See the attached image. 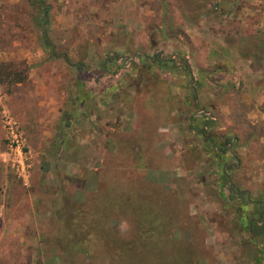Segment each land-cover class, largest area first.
Here are the masks:
<instances>
[{"label": "rangeland", "instance_id": "obj_1", "mask_svg": "<svg viewBox=\"0 0 264 264\" xmlns=\"http://www.w3.org/2000/svg\"><path fill=\"white\" fill-rule=\"evenodd\" d=\"M45 1L48 7L43 24L39 18L31 19L41 15L38 5H31L29 0H0V62L20 73L25 68L21 82H9L8 76L0 82V264L61 263L62 249L52 239L57 228L52 211L53 199L60 197L57 188L64 182L66 195L60 193V198L64 195V199L69 196L79 201L91 195L97 178L94 170L103 175L113 172L115 179L125 176L122 171L128 174L129 159L115 153L107 156L113 150L104 141L116 139L120 133H130L141 143L140 150H135L140 151L135 164L148 167L144 170L147 178L172 192L177 216L183 226L190 222L191 227L193 223L199 228L214 264H251L253 250L244 242L247 235L236 230L232 208L223 205L216 184L204 177L209 164L204 157L193 156L195 148L186 150L184 146L194 138L186 132L184 118L169 100L166 85L155 79L150 86H130L129 98L120 99L103 95L112 88L109 86L116 75L104 74L100 82L96 75L98 67L114 54L128 59L135 50L149 60L171 62L169 49H188L199 67L195 73L198 104H207L214 116L213 129L237 126L233 128L241 143L235 149L238 166L229 171L234 186L250 196L264 197V136L249 133L250 125H259L264 118V58L243 56L228 45L232 40L241 42L239 48L249 49L254 43L250 34L256 29L261 32L257 41L264 43V13L259 10L264 0H228L220 11L194 21L181 12L186 0ZM229 2L239 8L225 15ZM175 60L181 62L179 57ZM221 61L228 68L222 76L203 68ZM164 71L163 77L178 80L177 71ZM78 75L82 80L98 82L97 86L87 85L96 93L83 103L86 114L71 111L78 104L74 85ZM219 85H225L224 89ZM64 112L72 114L69 119L75 128L69 135L71 145L54 155L53 141L59 138L57 128ZM5 114L18 124L24 137L30 167L23 180L11 167ZM115 129L120 133L115 134ZM148 138L156 139L154 150L147 149L154 157L150 156L152 161L142 151ZM227 161L235 163L230 155ZM57 175L84 178L73 182L61 179L58 184ZM138 195L113 203L125 200L140 206L166 226L163 217L168 218L169 205ZM148 204L153 207H145ZM161 211L163 217L155 215ZM112 223L115 232H126L123 221ZM186 233L192 231L186 229ZM168 234L172 237L175 231L171 229ZM189 245L193 244L180 240L176 249L184 257Z\"/></svg>", "mask_w": 264, "mask_h": 264}, {"label": "trees", "instance_id": "obj_2", "mask_svg": "<svg viewBox=\"0 0 264 264\" xmlns=\"http://www.w3.org/2000/svg\"><path fill=\"white\" fill-rule=\"evenodd\" d=\"M186 2L187 4L181 8V12L185 17L194 21L201 15L220 11L221 5L228 2V0H186ZM29 3L38 5L39 11L37 12L41 14L35 16V20L34 17L31 18L32 22L39 18L43 23L47 16L48 6L46 1L29 0ZM162 3H164V0H162ZM238 8L237 4L232 6V3H230L227 6L228 11H225V15L228 12L236 13ZM236 31L237 34H242L239 33L240 31ZM252 32L255 34H250V37L254 38V43L249 49L239 48L241 42L232 43V40H228V45L239 51L243 56L250 55L251 57L264 58V43L257 41L261 38V32L258 29ZM114 56L108 61L104 60L106 64L98 67L99 74L96 75L98 82H100L99 77H103L104 74L116 75V79L112 80L113 82L109 86L112 88L104 90L103 95L107 94L111 97L114 95L120 99L129 98L128 89L130 86H132V89L134 86L138 87L143 83L145 86H150L149 84H153L155 79L166 85L169 100L172 104H175L176 112L184 118L186 132L194 138V142H187L184 145L186 150L190 146L195 148L193 156L197 158L202 156L209 164L208 173L204 177L207 176L216 184L223 205L232 208L235 215L236 230L247 235L244 242L251 245L253 250L251 264H264V197H259V195L250 196L245 191L240 192V189L234 186L229 171L238 166L239 157L236 155L235 149L241 143L238 132L234 130L237 126H233L234 128L228 127L223 131L213 129L215 126L214 116L210 114L211 111L206 107L207 104H198L199 100L196 95V84L198 82L195 73L199 67L192 61L191 52L184 48H171L168 52L171 62H166L163 58L149 60L143 53L135 50L130 53L128 59L121 57V55L114 54ZM176 57H179L181 62H177ZM203 68L206 72L214 74L219 72V76L224 75V71L228 69L224 61L216 63L215 66H204ZM165 69L170 72L177 71L178 80H168L165 76L163 77L161 73ZM204 69L202 70L204 71ZM22 71L20 73L8 64L0 62V82L4 81L7 76L11 77L8 80L9 82H21L25 78L24 67ZM146 81L147 84H145ZM98 82L97 80L85 81L82 80L80 75L76 76L74 82L75 100L78 104L75 108H72V113L78 111V113L86 114L85 104L83 103L92 94L96 93L89 89L87 85L95 86ZM229 85L232 86V84ZM224 87L225 85H219L221 89H224ZM184 112H186V115ZM62 114L63 119H60L57 128L59 138L53 141L54 155L58 154L61 147L71 145L69 135L73 133L75 128L74 123L69 119L72 114L68 112ZM250 127V135L264 136V118L259 122V125L254 124ZM118 132L115 129L114 133L117 134ZM134 139L135 137H131L130 133H120L116 139L104 138L106 145L110 148L109 150H113V152H107V156L113 153L119 157L123 156L126 160L129 159L131 167L128 174L122 171L125 176L118 179H115L113 172L106 173L105 171L103 175L94 170L97 178L89 197L85 196L79 201L69 199V196L64 199V195L60 198V193L66 195L64 182L61 179L73 182L80 178L82 180L84 175L80 178L56 176L59 179L57 183H63L59 184L56 191V194L60 196L59 199L57 197L53 199L52 211L57 222V228L54 230L52 239L53 244L62 249V252L59 253L60 264H214L212 252L203 243L199 228L194 226L193 223L192 228L190 222L183 226V220L177 216V205L174 202L173 197L175 196L172 192L147 178L148 175L144 170H147L148 167H140L135 164V156L140 152H135V150H140L141 143L139 144L137 138ZM145 141V148L142 151L152 161L150 157L152 155L147 149L154 150L156 139L148 138ZM197 145H199V149ZM262 153H264V146ZM229 155L234 158L235 163L227 161ZM152 158L154 157L152 156ZM149 160L148 164H150ZM124 188L126 189L124 190ZM133 194H137L138 197H140L138 194L152 197L156 203H167L169 205L168 218L163 217V211L155 215L163 217L168 224L166 226L162 225V222L157 220L154 214H146L142 207L127 203L125 200L122 204L113 203L114 200L126 199ZM150 206L153 207L151 204L145 207L150 208ZM188 218L191 219V216L189 215ZM114 220L124 222L125 233H117L112 229ZM187 226L188 228H186ZM171 229L175 231V235L172 237L168 234ZM186 229L187 231L190 229L192 233L187 234ZM180 240L187 244H193L189 245L187 248L189 253L184 257L176 249V245ZM123 259L124 262L120 263L119 260ZM108 260H110V263H108ZM79 261H82V263Z\"/></svg>", "mask_w": 264, "mask_h": 264}, {"label": "built area", "instance_id": "obj_3", "mask_svg": "<svg viewBox=\"0 0 264 264\" xmlns=\"http://www.w3.org/2000/svg\"><path fill=\"white\" fill-rule=\"evenodd\" d=\"M8 147L11 152V167L16 175L22 180L29 174L30 165L26 162L23 149L24 137L18 124L10 116L5 114L3 118Z\"/></svg>", "mask_w": 264, "mask_h": 264}, {"label": "crops", "instance_id": "obj_4", "mask_svg": "<svg viewBox=\"0 0 264 264\" xmlns=\"http://www.w3.org/2000/svg\"><path fill=\"white\" fill-rule=\"evenodd\" d=\"M259 10L262 11V12L264 13V7H261ZM223 52H227V51H225V50L223 49Z\"/></svg>", "mask_w": 264, "mask_h": 264}]
</instances>
